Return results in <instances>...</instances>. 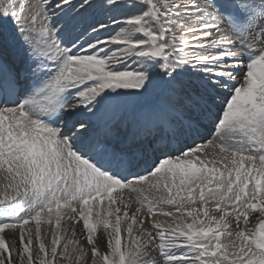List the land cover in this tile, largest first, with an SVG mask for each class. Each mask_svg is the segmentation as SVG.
Listing matches in <instances>:
<instances>
[{"label": "snow or ice", "instance_id": "1", "mask_svg": "<svg viewBox=\"0 0 264 264\" xmlns=\"http://www.w3.org/2000/svg\"><path fill=\"white\" fill-rule=\"evenodd\" d=\"M102 6L113 14L90 21L93 0H37L27 12L25 0H0V264H264V0H195L199 28L171 26L175 0ZM185 31L217 50L192 56L188 80ZM156 77L179 98L173 135L210 120L214 136L180 156L161 151L128 180L119 169L132 154L110 151L76 113L147 92ZM133 184L162 194L133 210Z\"/></svg>", "mask_w": 264, "mask_h": 264}, {"label": "bare ground", "instance_id": "2", "mask_svg": "<svg viewBox=\"0 0 264 264\" xmlns=\"http://www.w3.org/2000/svg\"><path fill=\"white\" fill-rule=\"evenodd\" d=\"M185 2L191 4L194 3L195 0H185ZM189 11L193 12L194 9L189 8ZM194 76L195 75H191L189 72L184 70L181 78L184 80H188ZM158 80H159L158 77L154 79V83L150 85L149 90L147 92H143L142 94L137 95L133 91H128L122 95L114 96L112 99L105 102L95 112V114H89L84 110H80L76 113V117L83 119L85 123L89 125V133L92 136L99 139L100 141H102L101 140L102 137L107 136L108 138L107 140L109 141L105 142V144L108 145L111 151L127 152V150L124 148V145L133 144L135 142H137L136 143L137 145L136 150H137L138 148L141 147V144L147 139V137H149L148 132H150L151 130L145 128L148 121H150L152 128H154V131H158V132H160L161 129L155 127L157 122L160 121L161 123H163L165 129L163 128L162 134H164L166 130H170V127L179 126L178 121L176 120V116H177L176 109L178 106L176 105L177 103L176 104L174 103L173 100L174 98L172 99L168 95H162L160 98H153L155 96V93L153 91L156 90V88L158 87ZM151 109L153 110L152 116L151 118L148 119L149 116L148 110ZM119 117L120 119L118 120ZM143 117H147V120L144 121ZM209 123H211L210 120H208V124ZM125 128L127 129V133L124 136L122 135L118 137L120 132H117V130L119 129L124 130ZM205 128L206 126L203 127V129ZM205 130H202V126H199V132L197 133V135L201 134L200 136L199 135L198 136L201 138L204 137V135L202 134L206 132ZM138 133H142V134L146 133V135L142 137V136H138ZM195 134L196 133H189L188 131L178 132L173 137V141L170 144L174 145L176 143L175 140L178 139V137H180L182 139V142L187 140L189 141V142H185V148L187 145L193 146L196 140H194L192 135L194 136ZM163 139H164V135L162 136L160 143L157 146H160L163 143L164 141ZM181 139L179 141H181ZM116 140L117 141L119 140V143L112 144ZM182 142H181V147L183 145ZM174 147L178 149L179 146H173V149ZM207 151L211 152V149H208ZM172 153L173 151L169 152V154ZM132 156H133L132 163L130 165H125V167L123 166L124 171L126 172L131 171L132 173L131 175H133L134 173L133 167L140 166L142 159H146L145 154L142 151L132 153ZM152 158L153 157H149V156L147 157L148 159L147 165L151 164ZM152 165L154 166V161L152 162ZM77 236H80V234L77 233ZM100 244L101 246H104V242H101ZM154 258L157 260L159 259L157 256Z\"/></svg>", "mask_w": 264, "mask_h": 264}, {"label": "rangeland", "instance_id": "3", "mask_svg": "<svg viewBox=\"0 0 264 264\" xmlns=\"http://www.w3.org/2000/svg\"><path fill=\"white\" fill-rule=\"evenodd\" d=\"M25 2L29 5V8H26V12H27V11L30 10V5L33 4V3H36L37 0H25ZM52 2L54 4L55 0H52ZM183 2H185V0H175V3L180 5V7L178 9L179 12H180V16L173 18L171 26L175 27L176 23L179 22V23L184 24V25H191V26L199 28V25L197 23L196 16H195V10L193 12L189 11V7H186V6L190 5V3L188 4L186 2L185 3H183ZM51 12H52V8L50 7L49 8V13H51ZM186 13H188V14L186 15ZM111 14H113V13H110L106 8H104L102 6V0H93V7L88 9L87 17H88V19L90 21L106 20L108 15H111ZM123 18L124 17L117 15V19H123ZM108 34H110V33H101L102 36H105V35H108ZM196 35H200V32L198 31L196 33ZM226 36L230 40H236V38L231 33L226 34ZM183 38L189 40V46L184 49V53L187 54V58L189 59L190 64H189V67L187 69H185V70L187 72H189L191 75H196L197 70L193 69L191 67V63L193 62L192 59H191L192 56L201 55V54H203V55H214V54H216L217 50L215 48H213V47H208L206 41L203 40V39H200L198 41H191L190 40V35L186 31L184 32ZM211 38L215 40V39H219L220 37L218 36V34L213 32ZM197 45H204V46L203 47H197ZM238 46H239V42L237 41V47ZM184 53H182V54H184ZM244 59L246 61L247 58L245 57ZM133 66H135V65H133ZM240 71H243V69L238 70V74H237V78H236L237 82H239V80L241 79V76L239 75ZM159 88L160 87L158 86L156 88V90L153 91L155 93V96L153 98H160L162 95H168L167 93L162 92V90L159 89ZM171 98L172 99L174 98L173 99L174 103L175 104L177 103L176 105L178 106L179 105V102H178L179 98H177V97H171ZM201 125L203 127L206 126L207 136L205 138H203V139H198V141H196L193 146H195L197 144H199V145L203 144V143L207 142L208 140H212L213 139L214 132H215V125L212 122L208 124V120L201 121L200 126ZM164 129H165V127H164ZM121 134L125 135L126 134V130H124V131L120 130V135ZM158 139H159V137L155 136L153 138V140H152V146H153L152 147V153H153L154 157L160 156L159 154L161 153V151L168 152L171 149V145H170V142L172 141L171 139L167 142L166 146H164L163 148L154 149V147L158 143ZM107 141H109V140H107ZM175 141H176V145H178V146L181 145V143H179V139H178V141L177 140H175ZM185 142H189V141L188 140L187 141H183L182 143H185ZM188 147H192V146H188ZM188 147H186V148H188ZM135 148H137L135 145H131V146H129L128 150L130 152H132V151L135 150ZM185 149L182 147L181 149H179V152L176 153L175 155H173L172 157L180 156L182 151H184ZM143 168H145L144 164H143ZM130 187L134 188L135 190L126 191L124 193V195H125L126 198H130L133 201V203L131 204V208L133 210L135 209V207L138 206L136 203H134L137 199H140V200L147 199V200L155 202L156 200H158L159 196L162 194L161 192L157 191L156 189H153L149 185L139 186V185H134L133 184ZM132 205H134V206H132ZM165 210H167L166 206H165ZM156 219H158L159 221H161L165 225L170 220V218L163 217V216H157ZM258 222H259L258 214H254V215L250 216V218H249V226L250 227H254ZM75 227H76L77 233H79L80 236H81L82 222L77 223L75 225ZM144 227L145 228H150V223L146 222ZM2 235H4L5 239L9 243H11L13 240H16V242L18 244V236H19V231L18 230L6 229L5 232ZM42 238L44 239L46 245L50 244L51 232H50V230L48 229L47 226L42 228ZM101 242H104V246H101V244H100ZM81 243H86V237H85V239L81 240ZM96 244L99 247L100 251L103 252V251L106 250V245H105L106 244V237H105V235H104V233L102 231L98 230ZM151 255H152L153 258L156 257V256L159 258L158 251L152 252Z\"/></svg>", "mask_w": 264, "mask_h": 264}]
</instances>
